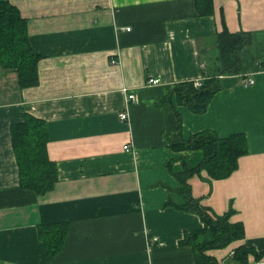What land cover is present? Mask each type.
<instances>
[{"label":"crops","instance_id":"crops-1","mask_svg":"<svg viewBox=\"0 0 264 264\" xmlns=\"http://www.w3.org/2000/svg\"><path fill=\"white\" fill-rule=\"evenodd\" d=\"M0 2L26 21L38 56L33 87L20 88L15 72L0 67V264H194L180 241L203 227L175 208L183 200L173 175L203 156L172 147L204 131L241 134L247 144L228 178L202 171L187 181L202 207L218 216L232 210L230 222L243 227L241 241L206 255L235 264L239 246L264 252V0H212L205 17L193 0ZM223 29L248 35L239 72L219 76L206 111L192 114L172 91L202 78ZM247 79L253 84L244 87ZM26 115L44 122L57 169L40 196L20 188L12 149L11 130ZM54 224L68 232L47 263L38 228Z\"/></svg>","mask_w":264,"mask_h":264},{"label":"trees","instance_id":"trees-1","mask_svg":"<svg viewBox=\"0 0 264 264\" xmlns=\"http://www.w3.org/2000/svg\"><path fill=\"white\" fill-rule=\"evenodd\" d=\"M193 1L199 17L211 14L212 0ZM214 39L215 50L206 58L210 62L203 67L200 87L195 88L193 82H186L176 85L172 91L179 104L195 115L203 114L213 95L219 91V76L239 72L238 53L249 43L245 33L230 34L225 29ZM37 61L38 56L28 43L26 21L10 4L0 2V67L14 71L20 88H28L37 83ZM11 135L20 188L37 196L51 191L57 180V169L47 156L48 136L44 122L26 115L23 123L13 126ZM172 149L176 152L199 151L203 156L197 167L188 169L183 166L180 173L173 175L179 185L176 192L183 200L181 206L174 207L196 215L203 227L199 231L185 233L180 245L191 248L194 264H217L206 252L241 241L244 238L243 227L240 223L230 222L234 215L232 210L218 216L202 207L198 200L192 198L187 181L202 171L210 180L228 178L236 170L238 160L247 154L246 139L241 134L220 138L211 131H204L181 140ZM166 206H171V203H166ZM67 232L66 224L38 228V239L43 245L47 263L61 251ZM207 233H210L211 240L205 242ZM248 256L259 261L264 252L256 253L251 248L239 246L234 250L232 260L235 264H248Z\"/></svg>","mask_w":264,"mask_h":264},{"label":"built area","instance_id":"built-area-1","mask_svg":"<svg viewBox=\"0 0 264 264\" xmlns=\"http://www.w3.org/2000/svg\"><path fill=\"white\" fill-rule=\"evenodd\" d=\"M148 84L156 85V84H158V81L152 79V80H149L148 81ZM252 84H253V80L252 79H247V80H245L243 82V86L244 87L250 86ZM200 85H201V81L200 80H196V81L193 82V86L195 88L200 87ZM123 93L126 95V99H127L128 102H133L134 101V98L135 97H134V95L132 93L127 92L125 89H123ZM119 119L121 121L125 122L127 120V116L124 115V114H120L119 115ZM123 150L124 151H128L129 150V147L126 145V146L123 147Z\"/></svg>","mask_w":264,"mask_h":264},{"label":"rangeland","instance_id":"rangeland-1","mask_svg":"<svg viewBox=\"0 0 264 264\" xmlns=\"http://www.w3.org/2000/svg\"><path fill=\"white\" fill-rule=\"evenodd\" d=\"M206 63V62H205ZM208 64V63H207Z\"/></svg>","mask_w":264,"mask_h":264}]
</instances>
